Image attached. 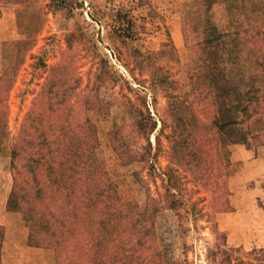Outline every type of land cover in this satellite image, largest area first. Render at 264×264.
I'll return each mask as SVG.
<instances>
[{"label":"trees","instance_id":"obj_1","mask_svg":"<svg viewBox=\"0 0 264 264\" xmlns=\"http://www.w3.org/2000/svg\"><path fill=\"white\" fill-rule=\"evenodd\" d=\"M23 1L15 4L21 6ZM204 6L183 22L193 62L180 76L171 71V65L178 62L173 44H164L158 52L168 56L169 66L152 72L153 104L156 89L167 98L154 155L150 135L159 122L139 93L136 100L127 94L118 98L124 122H115L111 141L126 164L149 162L152 157L158 161L162 137L169 128L165 136L168 164L162 169L159 194L162 206L177 213L183 228L189 221L199 231L204 228L200 222L207 223L212 234L208 264H264V247L251 251L230 247L216 218L231 208V147L240 143L249 149L264 146V0H227L221 23L212 13L213 0H205ZM19 17L17 9V22ZM35 33L27 32V38L18 43L29 49ZM147 59L157 57L143 58ZM154 62L145 63L143 69L149 71ZM17 64L10 63L13 70ZM9 71L5 68L0 76V155L10 134ZM105 73L103 68L100 74ZM40 96L10 150L13 186L7 210L23 213L29 245L53 248L59 264H167L156 215L147 211L124 214L114 181L106 171L92 166L89 154L98 140L95 123L90 118L73 123L69 113L56 118L55 105L65 99L54 103L49 95L47 99ZM126 124L132 126V136L125 134ZM142 137L148 144L140 150L135 144ZM150 170H156L155 164L150 163ZM5 236L0 224V264Z\"/></svg>","mask_w":264,"mask_h":264},{"label":"rangeland","instance_id":"obj_2","mask_svg":"<svg viewBox=\"0 0 264 264\" xmlns=\"http://www.w3.org/2000/svg\"><path fill=\"white\" fill-rule=\"evenodd\" d=\"M15 1L0 0V76L5 68H10L12 78L7 100L10 134L5 153L0 155V222H5L0 224L6 232L1 264H59L53 248L29 245V227L23 213L7 210L13 186L11 145L19 137L38 95H44V99L49 95L54 103L59 98L65 99L55 105L56 118L69 113L73 123L87 118L95 123L98 140L89 154L92 166L112 178L124 214L147 211L156 215L155 227L167 264H208L206 252L212 234L207 223L201 221L204 228L199 231L189 221L183 228L177 213L164 208L159 201L162 169L168 164L165 136L170 129L162 137L163 151L158 161L152 157L149 162L126 164L111 141L115 122H124L118 98L127 94L136 100L139 93L147 99L159 122L150 135L154 155L167 98L164 91L156 89L153 104L152 72L169 66L168 56H159L158 52L164 44H173L178 59L171 65L175 77L193 62L183 22L203 11L205 0H24L21 6ZM226 1L213 0L212 13L219 23L226 18ZM27 32L36 33L25 50L18 42L27 38ZM147 57L157 59L143 60ZM151 60H155L154 67L144 70L143 65ZM10 63L17 64L16 70ZM103 68L107 73L101 75ZM131 127L128 124L123 127L125 134L133 135ZM147 144L142 137L135 148L143 150ZM231 151L228 178L231 208L217 213L216 218L230 247L251 251L264 247V146L249 149L240 143L233 145ZM247 160L256 163L244 172L242 165ZM150 163L155 164V171L150 170ZM252 171L254 175H250Z\"/></svg>","mask_w":264,"mask_h":264},{"label":"crops","instance_id":"obj_3","mask_svg":"<svg viewBox=\"0 0 264 264\" xmlns=\"http://www.w3.org/2000/svg\"><path fill=\"white\" fill-rule=\"evenodd\" d=\"M1 18H2V17H1ZM255 163H256L255 160H253V161H248V160H247V161L244 162L243 165H242L243 171L246 172V171L248 170L247 167H249V166H254ZM254 173H255V171H252V172L250 173V175H254ZM0 223L5 224V222H3V221H1Z\"/></svg>","mask_w":264,"mask_h":264}]
</instances>
